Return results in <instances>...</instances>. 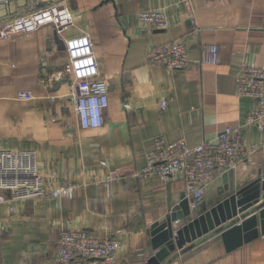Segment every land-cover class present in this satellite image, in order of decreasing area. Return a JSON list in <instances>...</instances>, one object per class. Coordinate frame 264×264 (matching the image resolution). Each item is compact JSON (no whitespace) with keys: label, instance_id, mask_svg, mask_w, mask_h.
Here are the masks:
<instances>
[{"label":"crops","instance_id":"crops-1","mask_svg":"<svg viewBox=\"0 0 264 264\" xmlns=\"http://www.w3.org/2000/svg\"><path fill=\"white\" fill-rule=\"evenodd\" d=\"M59 1L75 22L63 36L45 24L0 40V147L34 150L40 171L54 169L59 178L86 185L72 198L14 202L12 212L0 204V264H50L62 227L116 239L114 264H147L154 252L152 224L186 191L177 176L162 182L153 176L136 179L131 172L145 165L156 136L168 142L184 138L193 146L225 125L245 122L256 102L236 94L235 69L240 60L264 67V0ZM36 8L19 9L0 22ZM13 9L0 5V16ZM148 9L164 11L166 30L142 33L137 14ZM83 32L92 39L108 93L97 129L79 127L77 90L68 78L54 76L66 57L56 35L64 40ZM173 39L185 40L187 68L167 72L147 62L149 48ZM202 44L218 45L216 64L200 62ZM163 99L166 107L160 110ZM242 137L256 149L226 177L227 171H217L204 188L206 207L221 197L229 179L239 187L264 171V131L243 125ZM120 173L107 187L91 183ZM160 264H264V234L229 252L219 234L202 237Z\"/></svg>","mask_w":264,"mask_h":264},{"label":"built area","instance_id":"built-area-1","mask_svg":"<svg viewBox=\"0 0 264 264\" xmlns=\"http://www.w3.org/2000/svg\"><path fill=\"white\" fill-rule=\"evenodd\" d=\"M6 0H0L3 2ZM142 33L166 30L168 20L161 9L141 10L137 14ZM74 17L62 1H47L44 6L19 14L0 22V40L13 39L29 34L45 24H51L55 33L63 36L74 25ZM196 27V32L199 31ZM65 61L56 71L57 79L68 78L77 94L73 96L75 113L81 129H97L103 125V115L108 106L105 81L99 76L98 62L93 42L86 32L64 38ZM201 63L216 64L219 47L216 44L200 46ZM146 60L163 67L167 72L185 69L190 65L184 39L169 40L149 48ZM236 94L255 100L256 106L243 124L225 125L214 137H207L199 144L188 145L184 138L168 142L164 136L153 138L154 146L145 155V165L134 169L136 179L157 177L162 182L177 176L184 182L185 191L192 199L191 206L201 204L205 186L216 176L217 171L234 169L256 145L247 144L242 137L243 125H252L264 131V67L240 60L236 67ZM128 107V105H126ZM166 100L160 102V110ZM120 174L107 175L92 184L106 187ZM86 183L63 180L54 169L39 170L35 151L30 149H7L0 147V204H7L12 212V203L29 198H72L78 187ZM122 231V230H119ZM56 254L50 264H114L119 242L113 238H99L84 229L62 227L57 238ZM154 253V252H153Z\"/></svg>","mask_w":264,"mask_h":264},{"label":"water","instance_id":"water-1","mask_svg":"<svg viewBox=\"0 0 264 264\" xmlns=\"http://www.w3.org/2000/svg\"><path fill=\"white\" fill-rule=\"evenodd\" d=\"M47 1L0 2L3 7L14 6L13 10L5 12L0 18L16 14L19 9L44 6ZM56 37L61 48H64V40ZM228 174L227 171L222 177ZM228 183L223 194H219L221 197L210 207L203 204L192 207V199L186 192L176 201H169V214L151 226L154 253L147 264H160L174 251L183 249L187 244L193 245L202 237L219 234L225 251L229 252L264 234V171L242 186H236L232 179Z\"/></svg>","mask_w":264,"mask_h":264}]
</instances>
